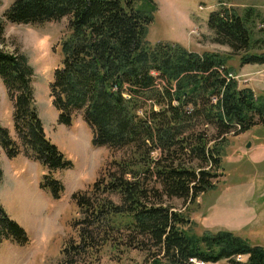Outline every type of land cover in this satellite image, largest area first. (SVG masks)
Listing matches in <instances>:
<instances>
[{"label":"trees","instance_id":"1","mask_svg":"<svg viewBox=\"0 0 264 264\" xmlns=\"http://www.w3.org/2000/svg\"><path fill=\"white\" fill-rule=\"evenodd\" d=\"M157 10L155 0H14L4 13L8 21L23 24L70 17L61 66L50 84L58 123L70 126L81 113L92 128L93 146L127 150L123 158L107 161L90 188L72 194L73 233L57 264H100L109 244L147 251L146 264H192L191 258L264 264V245L227 229L198 234L168 203L173 197L195 202L217 188L220 142L231 132L264 125V95L227 79L234 70L227 64L230 55L150 43L148 29ZM254 13L249 8L241 15L222 1L208 27L215 42L242 53L241 63L264 65V52H250L248 23ZM4 32L0 19V40ZM0 78L13 102L16 131L14 138L0 124V145L10 158L23 153L43 164L48 172L40 188L60 199L65 185L53 172L73 163L46 134L34 68L25 55L0 49ZM197 122L214 127V135L196 130ZM155 151L161 153L157 158ZM181 156L187 158L178 161ZM3 177L0 166V182ZM5 239L30 241L0 201V243Z\"/></svg>","mask_w":264,"mask_h":264},{"label":"rangeland","instance_id":"2","mask_svg":"<svg viewBox=\"0 0 264 264\" xmlns=\"http://www.w3.org/2000/svg\"><path fill=\"white\" fill-rule=\"evenodd\" d=\"M13 1L0 0V19L5 24L0 49L25 55L33 66L39 115L50 138L72 161L73 168L53 172L65 185L62 197L54 199L49 190L40 188L43 175L48 172L43 164L37 162L39 168L36 170L34 166L22 165L20 156L12 158V174L0 184V200L7 214L26 230L30 241L25 244L11 239L2 241L0 264H57L65 239L73 233L71 224L76 203L72 194L90 188L107 161L111 157L123 158L127 150L93 146L89 140L92 128L81 113L71 126L58 123L59 114L50 96V84L55 69L61 66V43L68 32L70 17L37 24L12 23L4 13ZM222 1L241 15L249 8L255 10L248 23L253 38L250 52L263 53L264 0H155L158 10L149 25L147 39L152 44L159 41L179 43L200 54L209 51L230 55L227 64L234 70L229 77L237 80L240 88L250 87L257 96L264 95V65L243 64L241 52L233 53L229 45L212 39L208 19L211 12L221 7ZM217 100L212 98L214 103ZM13 112V102L0 78V124L15 137ZM82 126L88 129V136ZM195 127L210 137L215 133L211 125L197 122ZM74 130L78 133L79 144L71 136ZM226 137L220 142L223 161L216 171L219 176L214 179L217 188L202 193L195 202L173 197L168 203L186 215L189 227L198 234L227 229L254 244L264 245V125L257 124L238 135L231 132ZM249 142L251 145L247 147ZM2 151L0 145V158ZM152 155L157 158L161 153L155 151ZM184 158L187 157L181 156L178 161ZM147 254L145 250L116 248L109 244L103 250L100 264H146ZM245 258L243 256L242 260Z\"/></svg>","mask_w":264,"mask_h":264},{"label":"crops","instance_id":"3","mask_svg":"<svg viewBox=\"0 0 264 264\" xmlns=\"http://www.w3.org/2000/svg\"><path fill=\"white\" fill-rule=\"evenodd\" d=\"M58 114H59V112H58ZM76 118H77V116H76ZM73 124V123H72ZM71 124V125H72ZM64 125V124H63ZM70 125V126H71ZM84 129H85V131H86V133H87V136H88V129L85 127V126H82ZM44 128H45V131H46V134H47V136L50 138V136H49V134H48V132H47V130H46V127H45V125H44ZM77 130V129H76ZM77 134L78 133H76V131L74 130L73 132H72V134H71V136L72 137H74V141H76V143L77 144H79L80 143V140L78 139V137H77ZM92 137H93V133H92ZM92 137H90L89 138V140H91V142H92ZM14 138H16V135H15V137ZM51 139V138H50ZM52 140V139H51ZM53 141V140H52ZM4 150V149H3ZM2 157L0 158V166L2 167V169H3V171H4V177H3V180L0 182V184L1 183H3L5 180H6V178L8 177V175L9 174H12V158H10V157H8V155L6 154V152H5V150L4 151H2ZM18 156H20V158H19V162L22 164V165H24L25 167H29L30 166V168L32 167V166H34V169H38L39 168V165L37 164V162L38 163H40L39 161H36V160H33V159H30V158H28L26 155H24L23 153H21V154H19ZM17 157V156H16ZM15 158V157H14ZM15 194H16V192H15ZM1 201V200H0Z\"/></svg>","mask_w":264,"mask_h":264},{"label":"built area","instance_id":"4","mask_svg":"<svg viewBox=\"0 0 264 264\" xmlns=\"http://www.w3.org/2000/svg\"><path fill=\"white\" fill-rule=\"evenodd\" d=\"M230 74V73H229ZM229 74L227 75V79L229 80ZM216 99L218 98V97H216V96H214ZM237 259L238 260H242L243 259V256H238L237 257ZM190 262L192 263V264H205L206 262L205 261H203V260H201V259H197V258H191L190 259Z\"/></svg>","mask_w":264,"mask_h":264},{"label":"water","instance_id":"5","mask_svg":"<svg viewBox=\"0 0 264 264\" xmlns=\"http://www.w3.org/2000/svg\"><path fill=\"white\" fill-rule=\"evenodd\" d=\"M251 145V143L249 142L248 144H247V147H249Z\"/></svg>","mask_w":264,"mask_h":264}]
</instances>
